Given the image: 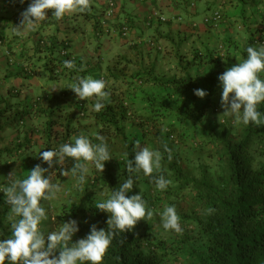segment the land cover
Segmentation results:
<instances>
[{
    "label": "trees",
    "instance_id": "1",
    "mask_svg": "<svg viewBox=\"0 0 264 264\" xmlns=\"http://www.w3.org/2000/svg\"><path fill=\"white\" fill-rule=\"evenodd\" d=\"M108 20L110 21V19L101 21L104 27ZM101 22H95L98 25H94L98 33L102 31ZM63 41L57 37L37 39V45L46 52L42 71L48 74L50 80L58 78L67 80V88L62 91L64 96L76 95L69 87L90 73L86 68L87 63L86 66H81L78 60L70 57L68 43ZM170 44L173 48L171 47L169 52L176 58L181 75L161 77L154 74L152 67L132 72L128 71V62L125 61L124 64H115L106 69L105 91L109 96L102 101L104 107L99 112L94 109L95 96L93 99H86L91 112L87 114L81 108L83 112L78 118L69 113L64 114L65 106L61 104L42 109L41 113L45 119L41 137L47 140V144L39 152L57 150L61 144L72 143V138L80 134L87 136L93 143H100L96 139V134H99L104 137L110 155L119 156L121 166L119 173L114 174L111 165L105 163L102 173L93 177L86 175L85 183L82 185L78 184L77 177L71 175L77 182L76 186H71L68 191V203L56 208L49 231L58 230L64 222L76 220L79 231L72 237V242H76L90 234L92 225H96L98 230L107 229L109 214L95 208L94 194L97 189L111 194L131 175L134 185L132 191L128 193L129 196L140 193L148 204L149 198L140 192L138 187L142 179L165 198L185 207L183 211L178 207L177 211L184 213L179 216H188L207 237L206 252L203 255H191L192 261L187 264H264V162L254 165L251 156L254 144L263 145L264 126L254 129L252 123L248 125L241 123L235 134L222 124L206 126L203 123V116L209 105L207 102L200 105L196 103L194 90H197V79L188 72L191 65L201 59V55L194 54L192 59L188 60L186 54L180 52L181 42L171 41ZM63 49L67 50L65 55L61 54ZM204 55L207 57H204L205 62L212 63V68L205 73V78L211 79L214 76L213 80H209L212 85L216 81L220 82L218 77L223 72L220 70L222 65L226 62L231 67L235 65L233 61L230 63L232 58L228 55L226 59L229 61L214 58L212 53ZM64 61H73L75 67L71 69L65 67ZM200 62L198 61V64ZM29 70L27 75L35 71L31 67ZM136 84L154 86L160 89V92L171 93V90L173 94L186 93L187 96L185 99L165 102L164 97L159 98L153 92L144 93V111L133 115L131 89ZM54 98L58 99L55 96ZM260 106H263L262 110L259 109ZM259 107L258 110L264 112V103ZM8 111L6 107L0 108V157L11 153L1 145L2 134L23 119V114L18 111L11 114L6 113ZM81 120L88 122L81 123ZM131 120L143 136H148L147 140L130 139L127 136L125 124ZM185 124L201 130L200 138L203 137V143L215 149L222 165L220 164L221 166L214 172L202 166H192L185 156L178 153L179 147L189 143V134L182 129ZM56 127H60L62 132L53 131ZM89 128L95 130L94 135L89 133ZM52 137L54 141L51 142ZM29 138V133L23 134V141L15 145V152L24 149V143ZM137 140L142 147L152 145L153 150L162 153L161 169L159 172L154 171L152 176H145L142 171L127 173L126 162L128 159L134 160L133 146ZM165 145L171 149V160L168 158L169 153L165 151ZM37 164L48 168L47 163L43 162L39 155L34 159L31 169ZM73 164L74 160L65 158L63 164L55 163L45 176L49 175L53 182L60 176L62 168L71 169ZM160 175L171 181L165 190L157 189L154 183V178ZM66 187L61 185V189ZM209 209L214 211L209 213ZM11 223V220L6 221L5 215L0 213V240L11 238ZM141 240L137 225L131 231L119 232L113 238L102 264L166 263L167 252L160 243L153 247L150 244L144 246Z\"/></svg>",
    "mask_w": 264,
    "mask_h": 264
},
{
    "label": "crops",
    "instance_id": "2",
    "mask_svg": "<svg viewBox=\"0 0 264 264\" xmlns=\"http://www.w3.org/2000/svg\"><path fill=\"white\" fill-rule=\"evenodd\" d=\"M31 2L32 0H24L23 3L20 0H0V108L9 109L6 112L8 114L14 111L23 114L25 124L39 120L40 116H43L44 121L45 116L41 112L36 114L39 108L59 104L67 107L66 100L70 102L73 96H64L62 93L67 88V80H50L48 74L42 71L46 52L37 45L39 37H57L66 41L70 57L78 60L81 66L87 63L85 66L89 69V76L95 79L106 72L104 68L113 66L107 62L109 57L126 56L127 59H133L135 54L140 56L139 51H147L148 58H144L149 63L132 72L149 67L154 71L155 66H160V61H155V58H160L164 53L171 56V41L181 42L180 52L186 54L188 60L192 59V54L201 55V59L194 62L188 70L196 79L199 72L203 75L212 68V63L205 62V53H212L214 58H221L222 61L228 55L232 58L230 63L233 61V64H237L247 58V47L264 44V0H197L192 8L189 7L188 0H113L115 13L108 24L105 23V27L101 22L104 20L105 0H91L90 10L69 13L59 20L52 17V11L48 10L47 19L38 22L34 29L16 35L21 13ZM216 7L222 8L224 12L222 22L215 28L203 26L202 18ZM151 14L155 18L148 20ZM124 21L132 29L129 34L121 36L118 30ZM95 22L103 25L99 33L94 27L97 24ZM160 44L163 52L157 53L155 49ZM96 60L103 61V64L96 67ZM174 60L176 74L181 75L176 58ZM198 61L201 62L198 64ZM118 62L121 63L120 60ZM124 63L126 62L121 64ZM24 65L35 69V75L24 74ZM129 66L130 63H127L128 71ZM230 67L226 62L220 70L225 72ZM169 68L168 64L167 71L161 77L168 73ZM154 74L158 73L154 71ZM261 78L264 79V73ZM83 101L77 106L76 116H80L84 108L89 109L87 113L91 112L89 103ZM16 128L14 124L2 134V146L6 145V136Z\"/></svg>",
    "mask_w": 264,
    "mask_h": 264
},
{
    "label": "clouds",
    "instance_id": "3",
    "mask_svg": "<svg viewBox=\"0 0 264 264\" xmlns=\"http://www.w3.org/2000/svg\"><path fill=\"white\" fill-rule=\"evenodd\" d=\"M20 2L23 3L24 0ZM90 7L91 0H32L27 9L21 13V20L16 26V35L34 29L38 22L47 19L48 10L52 11V17L59 20L69 13H84L90 10ZM105 11L106 8L103 12L104 19H106ZM246 52V59L228 68L218 77L222 86L221 106L224 115L234 117V124L238 125L242 122L244 125L252 123L260 126L264 125V113L258 110V105L264 103V79L261 78V73H264V44L259 47L249 46ZM64 65L69 69L75 67L73 61H64ZM29 68L24 65L22 71L25 72L24 69ZM32 72L30 75L34 76L35 71ZM104 78V73L96 79L92 76L82 77L69 89L76 94L75 99L79 103H82L81 100L95 96L94 109L99 112L104 107L102 101L109 96L105 91ZM194 94L200 98L206 96V92L202 89L194 90ZM24 124L23 119L17 121V129ZM25 130L27 129L24 128ZM96 139L100 143H93L87 136L80 134L74 138V142L61 144L57 150L40 152L39 156L47 163L48 168L37 164L28 171L26 178L14 179L3 189L6 203L10 205L9 220L12 223L11 238L0 240V264H6V261L10 264H102L113 238L119 232L131 231L139 221L152 219L153 210L147 208L142 195L140 193L128 195L134 185L130 175L106 200L96 202L95 208L109 214L107 229L98 230L96 225H92L90 234L76 242H72V237L79 231L76 220L62 223L58 230L48 233L47 236L41 231L42 221L48 218L41 201H51L62 191L61 186L53 183L51 177L49 175L46 177L45 174L49 173V169L55 163L63 164L65 158H71L74 164L71 169L62 168L60 175L67 177L71 174L77 177L78 184L85 183L89 163L94 164L96 170L102 173L105 162L112 157L104 137L96 134ZM164 148L171 160V149L167 145ZM133 152L134 160L128 159L126 162L127 173L142 171L145 176H152L154 171H160L162 160L160 151L142 147L137 140ZM9 176H12V173ZM154 183L157 189L165 190L171 181L160 175L154 178ZM208 211L211 213L214 210ZM160 215L165 230L182 233L180 216L174 205L165 206Z\"/></svg>",
    "mask_w": 264,
    "mask_h": 264
},
{
    "label": "rangeland",
    "instance_id": "4",
    "mask_svg": "<svg viewBox=\"0 0 264 264\" xmlns=\"http://www.w3.org/2000/svg\"><path fill=\"white\" fill-rule=\"evenodd\" d=\"M162 50L163 49L160 44V46H156L155 52H163ZM139 53L140 56L138 57L137 54H135L133 59H127L126 56H117L118 58L112 56L109 57L110 59H107V62L112 66L115 64H121L126 61L131 65L129 66L130 71L136 70L137 68H141L142 65H147L149 63H147L148 60L144 58H148L147 51H143L142 53L141 51H139ZM192 55H190L191 58ZM164 56L167 57L165 58ZM116 59H118V61L120 60L121 63L116 61ZM156 60L160 61V66H155L154 69V71L158 73V76H161L162 73H165L167 71L168 64L170 65L168 73L163 74V76H171L172 74L176 75L177 69L175 68V60L172 55L168 56L164 53L160 58H155V61ZM99 64H103V61L96 60L95 66L98 67ZM104 71H106V68H104ZM105 74L106 72H104V75ZM213 77L211 79L205 78V74L203 73V75H201V73L199 72L197 79V89L204 90L206 92V96L204 98H200L195 95L197 98L196 103L200 105L204 102H207V104L209 105L205 111V115L203 116V123L209 127L219 124L225 125L226 129L235 134L240 128L242 122L236 125L233 123L234 117L223 114L224 109L221 106L222 86L220 82L217 81L212 85L209 80H213ZM131 92L133 95V115L134 113H142L144 111V93L153 92L159 98L164 97L165 102H174L177 101V99H185L184 97L187 96L186 93L173 94L171 90V93L166 91L160 92L157 87H149L139 84H136L131 89ZM75 97L77 96L73 95L70 102L66 100L67 107L64 108L66 109V112L63 113H69L70 115H73V117H79L76 116V110L78 108L77 106L79 104V101L77 102L75 100ZM88 106L89 108H91L89 104ZM262 107L260 106L259 109L262 110ZM84 110L87 112L89 109L84 108ZM40 112H42V107L37 110L36 114ZM81 122L86 123L87 120H81ZM29 123L30 124L22 125L18 129L16 128L11 134H9V136H6V145L4 144V147L10 150L11 153L8 155L5 154L0 157V213H3L5 215L6 221H10V205L6 203V197L3 193V189L9 186L14 179L26 178V175L28 174V171H30L34 159H37L40 153L39 151L47 144V140L44 137H41V133L44 128L43 116H40L39 120L29 121ZM133 123L134 122L131 120L129 123L127 122L125 124L127 136L130 139L139 138V140H147L148 136H143L140 129ZM263 126L264 125L256 126L255 124H253L254 129H260ZM24 128H26L27 130L24 131ZM182 129L189 134V143L186 146H183L181 148L179 147L177 150L178 153L182 156H185L192 166H202L207 168L210 172H214V170L218 169V167L222 165V162L215 153V149L203 143V137L200 138V134L202 133L200 132L201 130H199L198 128H194L188 124L183 125ZM53 131L61 133L62 129L60 127H56ZM88 131L91 135H94V129L89 128ZM23 132H30V138L24 143V149L15 152V145L21 144L23 141ZM52 141H54V137H52L51 142ZM71 141L74 142V138H72ZM194 143H196V145ZM148 147L153 150L152 145H149ZM251 156L253 158L254 165L264 162V142L261 146L254 144L253 150L251 151ZM111 157L112 159L106 161L105 163L111 165L110 167H112V173L117 174L121 169V166L119 164L120 158L117 154L111 155ZM88 167L89 172L87 173V176L93 177L94 175H99L101 173L96 170L95 165L92 163H89ZM10 173H12V176H9ZM53 183L59 184L60 186L66 185L67 187L62 188V191L57 194V197L55 199L51 201H41V204L45 208L48 217L47 220L42 221L40 225V229L45 234V236L50 233L49 229L51 228L50 221L52 215H55V211H57L58 208L63 205L65 206L68 203V191L70 190L71 186H76L77 182L71 176V174H69V176L67 177L62 175L56 177ZM138 187L140 192H143L144 195H147L146 197L149 198L147 208L153 210L154 213L152 219L146 221L141 220L137 223L138 234L142 239V244L144 246L145 244H150L153 247L154 245H156V243H160L167 252V260L165 264H187L188 262L192 261L191 255H203L206 252L207 237L199 231L197 225L193 221H191L188 216L180 217V226L183 230L182 233H176L174 230H165L163 228L160 214L163 212L165 206L174 205L176 211L178 210V207L181 211H183L185 207H181L178 203L175 204L173 200L165 198L158 190L150 188L146 183L143 182L142 179L139 181ZM109 195L110 194L108 192L97 189L94 194V199L96 202H102L106 200ZM177 213L178 215H181L182 212L177 211ZM182 215H184V213H182ZM6 264H10V262L6 261Z\"/></svg>",
    "mask_w": 264,
    "mask_h": 264
},
{
    "label": "built area",
    "instance_id": "5",
    "mask_svg": "<svg viewBox=\"0 0 264 264\" xmlns=\"http://www.w3.org/2000/svg\"><path fill=\"white\" fill-rule=\"evenodd\" d=\"M197 0H188V5L189 7H194L195 6V3H196ZM199 1H203V0H199ZM105 3H106V11H105V17L106 19H110L111 16L113 15L114 13V3H113V0H105ZM155 18V16L153 14L150 15L149 19L148 20H151ZM223 20V11L220 7H216L214 9H212V11L210 12L209 15L207 16H204L202 18V21H201V24L204 25V26H211V27H215L217 25H219ZM131 26L129 23L127 22H124L120 25L119 27V33L122 35V36H125L127 34L130 33V30H131ZM67 53V50L66 49H63L61 54L62 55H65ZM26 73H29L30 70L29 69H24ZM33 72H31L32 74Z\"/></svg>",
    "mask_w": 264,
    "mask_h": 264
}]
</instances>
